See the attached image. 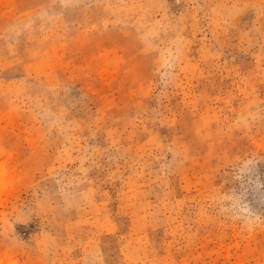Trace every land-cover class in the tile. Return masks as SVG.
Wrapping results in <instances>:
<instances>
[{
	"label": "rangeland",
	"instance_id": "1",
	"mask_svg": "<svg viewBox=\"0 0 264 264\" xmlns=\"http://www.w3.org/2000/svg\"><path fill=\"white\" fill-rule=\"evenodd\" d=\"M0 264H264V0H0Z\"/></svg>",
	"mask_w": 264,
	"mask_h": 264
}]
</instances>
